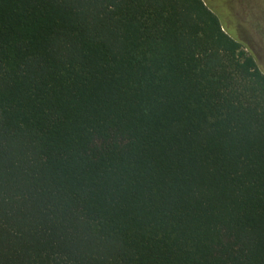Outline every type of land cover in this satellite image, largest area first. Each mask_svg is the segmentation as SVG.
I'll return each mask as SVG.
<instances>
[{
    "label": "trees",
    "instance_id": "1",
    "mask_svg": "<svg viewBox=\"0 0 264 264\" xmlns=\"http://www.w3.org/2000/svg\"><path fill=\"white\" fill-rule=\"evenodd\" d=\"M0 264H264V72L203 0H0Z\"/></svg>",
    "mask_w": 264,
    "mask_h": 264
},
{
    "label": "rangeland",
    "instance_id": "2",
    "mask_svg": "<svg viewBox=\"0 0 264 264\" xmlns=\"http://www.w3.org/2000/svg\"><path fill=\"white\" fill-rule=\"evenodd\" d=\"M224 30L242 41L264 72V0H203Z\"/></svg>",
    "mask_w": 264,
    "mask_h": 264
}]
</instances>
